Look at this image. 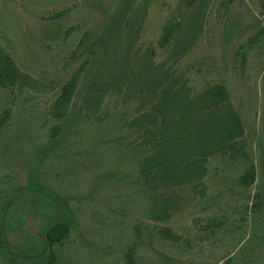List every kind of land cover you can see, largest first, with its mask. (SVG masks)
Listing matches in <instances>:
<instances>
[{
    "label": "rangeland",
    "instance_id": "1",
    "mask_svg": "<svg viewBox=\"0 0 264 264\" xmlns=\"http://www.w3.org/2000/svg\"><path fill=\"white\" fill-rule=\"evenodd\" d=\"M112 2L118 0H0V49L37 82L0 88V112L12 108L0 128V264H45V231L62 220L70 229L53 245V264H264L262 0H210L198 39L176 63L194 92L227 85L244 133L230 154L207 161L203 195L181 190L167 222L146 219L140 155L129 146L135 128L124 125L133 100L107 91L87 116L80 106L90 63L68 114L51 112L85 58H72L78 41L106 22ZM189 2L130 0L128 15L137 10L144 18L124 46L150 47L155 61L163 59V26L189 20ZM250 165L254 182L239 184ZM154 225L168 226L178 239H164Z\"/></svg>",
    "mask_w": 264,
    "mask_h": 264
},
{
    "label": "trees",
    "instance_id": "2",
    "mask_svg": "<svg viewBox=\"0 0 264 264\" xmlns=\"http://www.w3.org/2000/svg\"><path fill=\"white\" fill-rule=\"evenodd\" d=\"M209 1L190 0L189 20L184 21L185 15L163 26L158 43L165 55L160 61H155V52L150 47L139 52L132 49V43L124 46L125 37L132 41L137 36L144 17L138 20L137 10L128 15L130 0L110 3L111 13L106 22L100 21L96 24L98 28L88 29L78 41L72 58H85L52 104L55 116L68 114L90 63L92 69L85 80V97L80 106L86 109L87 116L97 110L107 91L122 94L123 101H134V114L124 125L135 128L129 146L140 155L138 180L148 200L146 219L153 222H167L171 213L179 209L183 188L199 189L203 195L207 161L216 155L230 154L244 133L242 119L223 81L194 92L188 75L176 66L198 39ZM261 6L264 9V0ZM34 84L36 80L22 72L12 56L0 49V88ZM11 113L10 106L0 112V128ZM254 180L252 165L238 178L239 184L245 186ZM153 227L164 239H178L168 226ZM69 229V223L62 220L45 231V264H53L56 257L53 245L61 242Z\"/></svg>",
    "mask_w": 264,
    "mask_h": 264
}]
</instances>
